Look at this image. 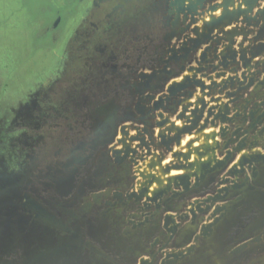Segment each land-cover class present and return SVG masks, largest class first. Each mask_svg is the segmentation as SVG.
Returning a JSON list of instances; mask_svg holds the SVG:
<instances>
[{
  "label": "rangeland",
  "instance_id": "374dc122",
  "mask_svg": "<svg viewBox=\"0 0 264 264\" xmlns=\"http://www.w3.org/2000/svg\"><path fill=\"white\" fill-rule=\"evenodd\" d=\"M40 2L0 0V264H264V0Z\"/></svg>",
  "mask_w": 264,
  "mask_h": 264
},
{
  "label": "flooded vegetation",
  "instance_id": "af4514ba",
  "mask_svg": "<svg viewBox=\"0 0 264 264\" xmlns=\"http://www.w3.org/2000/svg\"><path fill=\"white\" fill-rule=\"evenodd\" d=\"M15 1H18V0H15ZM20 2L22 1V3H21V5L23 6V8L26 10V12L28 11V8H27V1L29 2V0H19ZM58 0H41V2H40V4H42V3H47L48 4V7H49V10H51V7L52 8H54L53 6V4H55L56 5V2H57ZM61 1V0H60ZM65 1H71V0H65ZM53 5V6H52ZM26 7V8H25ZM56 7V6H55ZM49 13V12H48ZM48 15H50V13L48 14ZM47 14H46V16H48ZM60 22V21H59ZM58 25V23H56L55 24V26H57ZM58 28V27H57ZM14 91H12L11 93L10 92H8V91H6V92H4V93H1L0 92V113H4L5 112V110H3L2 108H5L4 107V103L3 102H8V103H10L11 102V100L13 99V100H15V96H14ZM22 112H23V110H21ZM20 112V111H19ZM1 122H3L4 123V120H2Z\"/></svg>",
  "mask_w": 264,
  "mask_h": 264
},
{
  "label": "bare ground",
  "instance_id": "6f19581e",
  "mask_svg": "<svg viewBox=\"0 0 264 264\" xmlns=\"http://www.w3.org/2000/svg\"><path fill=\"white\" fill-rule=\"evenodd\" d=\"M193 157V156H192ZM157 176V175H156ZM155 177V176H154Z\"/></svg>",
  "mask_w": 264,
  "mask_h": 264
}]
</instances>
